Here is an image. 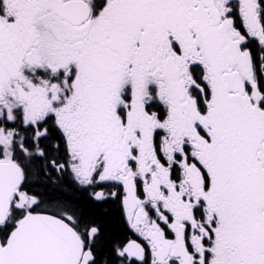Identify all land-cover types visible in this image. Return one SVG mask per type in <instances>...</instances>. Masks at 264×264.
Wrapping results in <instances>:
<instances>
[{"label":"snow or ice","instance_id":"obj_1","mask_svg":"<svg viewBox=\"0 0 264 264\" xmlns=\"http://www.w3.org/2000/svg\"><path fill=\"white\" fill-rule=\"evenodd\" d=\"M0 264H264V0H0Z\"/></svg>","mask_w":264,"mask_h":264},{"label":"trees","instance_id":"obj_2","mask_svg":"<svg viewBox=\"0 0 264 264\" xmlns=\"http://www.w3.org/2000/svg\"><path fill=\"white\" fill-rule=\"evenodd\" d=\"M105 225V231L109 239L122 238L126 234L124 226L121 224L118 215L109 210L107 214L98 213Z\"/></svg>","mask_w":264,"mask_h":264}]
</instances>
